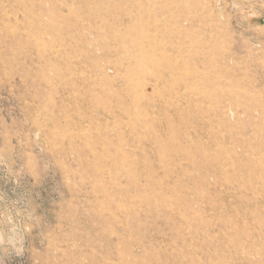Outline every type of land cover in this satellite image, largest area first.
Masks as SVG:
<instances>
[{
    "label": "rangeland",
    "instance_id": "374dc122",
    "mask_svg": "<svg viewBox=\"0 0 264 264\" xmlns=\"http://www.w3.org/2000/svg\"><path fill=\"white\" fill-rule=\"evenodd\" d=\"M0 264H264V0H0Z\"/></svg>",
    "mask_w": 264,
    "mask_h": 264
}]
</instances>
